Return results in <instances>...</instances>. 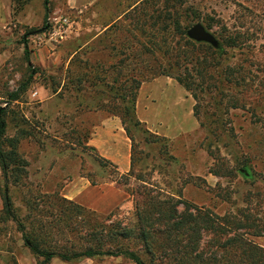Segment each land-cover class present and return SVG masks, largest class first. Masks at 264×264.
Wrapping results in <instances>:
<instances>
[{
    "label": "rangeland",
    "instance_id": "1",
    "mask_svg": "<svg viewBox=\"0 0 264 264\" xmlns=\"http://www.w3.org/2000/svg\"><path fill=\"white\" fill-rule=\"evenodd\" d=\"M196 23L221 46L190 38L187 30ZM226 34L243 47L223 45ZM238 63L251 66L255 78L249 89L225 82L226 65ZM29 64L35 73L28 87L6 105L7 93L29 75ZM102 73L109 83L111 77L140 81L136 116L148 129L149 142L135 133L132 150L130 138L113 129L120 117L96 107L109 99L97 91ZM261 79L264 0H0V104L9 111L6 136L15 134L19 118L24 119L19 127L29 132L18 144L27 174L22 185L9 186L16 213L28 224L25 217L34 212L24 199L57 192L102 214L114 210L110 219L100 221L133 223L136 197L128 190L144 184L160 199L181 198L192 211L227 219V234L202 232L200 247L206 252L222 253L217 247L232 236L264 249ZM108 117L116 122L112 130L96 134L97 124ZM156 135L165 140L154 141ZM91 138L101 145L94 146ZM132 152L133 175L118 186L114 179L123 180L120 175L130 170ZM2 190L0 170V264H134L121 256L43 262L24 244L15 223L2 217ZM177 208L181 211L182 204ZM71 237L57 235L49 244H77ZM122 242L138 249L134 237Z\"/></svg>",
    "mask_w": 264,
    "mask_h": 264
},
{
    "label": "trees",
    "instance_id": "2",
    "mask_svg": "<svg viewBox=\"0 0 264 264\" xmlns=\"http://www.w3.org/2000/svg\"><path fill=\"white\" fill-rule=\"evenodd\" d=\"M47 1L45 0V4ZM221 38L223 45L243 47L241 43L237 45L236 40L230 34L221 35ZM24 44L26 61H29V52L25 41ZM217 46L219 47L221 44L218 43ZM28 68L27 78L21 81L14 91L7 93L6 105L17 100L20 93L28 87L35 73L30 64ZM225 68V82L244 85V89L250 88L255 76L249 64L243 66V63H238L234 66L226 65ZM97 77L103 82L102 88L97 90L99 96L106 95L109 99L107 102H97L96 107L106 109L112 115L120 117L122 127L131 140L132 150L135 133H142V140L149 142L147 134L149 131L143 127L142 121L136 116L135 103L140 81L133 76L127 77L122 82H119L120 78L111 77V83H109L106 81L105 73L99 74ZM175 79L187 90H192L189 82L180 77H175ZM263 83L264 80L261 79L260 84ZM194 98H196L195 94ZM116 99L121 102L114 103ZM6 105L0 104L2 217L15 223L24 244L35 255L41 256L43 262H48L55 257L62 261L72 262L82 258L121 256L134 264H264V249L240 236L227 237L217 247L221 248L222 253L220 254H218V249L206 252L203 247H200L202 232L213 229L215 235L227 234L230 230L227 219L214 218L211 214L205 211L201 212L196 208L192 211L191 205L181 198L174 199L170 196L160 199L159 196L152 193V189L145 191L146 185L144 184L128 190L131 196L136 197L134 199L136 220L133 223H124L121 220L105 223L100 221L99 217L110 219L114 215V210L102 214L54 192L42 195L34 193L35 195L32 197L24 199L29 211L34 212H29L26 215L25 219L29 218V223L26 224L16 213L9 195V186L17 188L22 185V178L27 174L28 162L19 153L18 144L22 138L29 136V132L27 129L19 127V123H23L24 120L19 118L14 123L15 134L6 136L9 112ZM196 107V105L193 107L194 114ZM16 119V117L13 118V120ZM154 137V141L165 140L164 136L156 135ZM166 146L167 144L164 145L165 150ZM132 156L133 152L130 170L120 175L123 180L114 179L118 186L126 185L128 178L133 175L134 160ZM98 158L112 165L111 161L100 156ZM172 158L174 159V157ZM210 172L221 175L218 171L211 170ZM244 175L248 176V172L245 171ZM134 176L141 182L145 181L139 175ZM179 204L183 206L181 211L177 208ZM43 215L47 218L44 219ZM200 219L203 221V225L199 222ZM57 235L68 238L73 236L71 238L74 241L77 239V244L70 243L61 248L51 247L49 243ZM130 237H134L138 242V249L126 246L122 242ZM233 244H237V247ZM232 246H234L233 250Z\"/></svg>",
    "mask_w": 264,
    "mask_h": 264
},
{
    "label": "crops",
    "instance_id": "3",
    "mask_svg": "<svg viewBox=\"0 0 264 264\" xmlns=\"http://www.w3.org/2000/svg\"><path fill=\"white\" fill-rule=\"evenodd\" d=\"M114 118V117H113ZM112 117H108V118H106L104 121H102L101 122V124H97V128H96V134H100L102 131H111L112 129H111V125H112V123L113 124H116V122L114 121L115 119H113ZM119 124H117L113 129H117L116 131H118V133H119V135H120V137H122L123 139L124 138H127L128 139V137H127V135H126V132H125V130L123 129V127H122V124H121V122H118ZM93 135H95V134H93ZM125 140V139H124ZM90 141L92 142V144L94 145V146H97V148H98V146L99 145H101L100 143H98V142H96L95 141V138H91L90 139ZM125 143V142H124ZM112 157V156H111ZM110 158V157H109ZM114 157H112V158H110L109 160H112V162H114L115 164H121V163H118L117 161H118V159H113ZM122 166H121V168L123 169V170H125L127 167H128V162H127V160L125 161V160H123L122 161ZM127 164V165H126Z\"/></svg>",
    "mask_w": 264,
    "mask_h": 264
},
{
    "label": "water",
    "instance_id": "4",
    "mask_svg": "<svg viewBox=\"0 0 264 264\" xmlns=\"http://www.w3.org/2000/svg\"><path fill=\"white\" fill-rule=\"evenodd\" d=\"M187 34L190 38L197 41H205L211 43L213 46H217L218 42L214 36L208 32L203 25L196 23L192 25L188 30Z\"/></svg>",
    "mask_w": 264,
    "mask_h": 264
}]
</instances>
